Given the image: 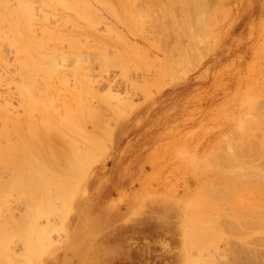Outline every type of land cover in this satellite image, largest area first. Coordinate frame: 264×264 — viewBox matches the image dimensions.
I'll return each mask as SVG.
<instances>
[{"label": "rangeland", "instance_id": "374dc122", "mask_svg": "<svg viewBox=\"0 0 264 264\" xmlns=\"http://www.w3.org/2000/svg\"><path fill=\"white\" fill-rule=\"evenodd\" d=\"M1 7L0 183L19 169L12 163L23 151L38 157L34 150L57 137L66 154L81 147L89 167L77 162L82 175L79 168L70 182L66 173L64 189V149L46 145L63 161L47 152V162L40 151L43 167L36 165L51 174L42 169L44 177L64 165L53 179L64 192L48 179L55 192L39 198L56 204L54 216L28 220L42 225L39 255L23 254L35 233L20 232L13 249L0 250V264H264V0H0ZM82 146L93 149L84 154ZM29 156L18 162L26 178L36 168ZM25 184L21 195L30 198L12 190L0 200L1 229L25 224L40 193ZM213 198L228 218L216 259L199 241L204 227L187 242L189 219L209 226ZM11 217L25 220L16 226Z\"/></svg>", "mask_w": 264, "mask_h": 264}, {"label": "bare ground", "instance_id": "6f19581e", "mask_svg": "<svg viewBox=\"0 0 264 264\" xmlns=\"http://www.w3.org/2000/svg\"><path fill=\"white\" fill-rule=\"evenodd\" d=\"M187 1H188V0H187ZM24 2H25V1H24ZM174 2H175V1H174ZM177 2H178V0H177ZM163 3H164V2H163ZM182 3H183V2H182ZM22 5H23V8H24V9H23V8H22V9L20 8V9H21L23 12H24V11H27V10H28V8L26 7V6H27V3L25 4V3L22 2ZM179 5H180V4H179ZM182 5H183V4H182ZM153 6H154V5H153ZM194 6H195V5H194ZM3 7H4V6H3ZM25 7L27 8V10H26ZM162 7H163V6H162ZM166 7H167V6H166ZM166 7H165V8H166ZM181 7H184V6H181ZM187 7H188V6H187ZM3 9H4V8H2V7L0 8V10H1V11H0V12H1V13H0V17H1V15L4 14V11H5V10H3ZM177 10H178V9H177ZM184 10H186V7H185ZM85 11H86V10H85ZM165 11H166V10H165ZM170 11H171V10H170ZM189 11H190V10H189ZM181 12H182V11H181ZM194 12H195V11H194ZM25 13H27V12H25ZM188 13H189V12H188ZM83 15H84V14H83ZM187 15H188V14H187ZM174 16H175V15H174ZM184 17H185V12H184ZM86 18H88V17H86ZM175 22H177V21H175ZM186 22H187V21H186ZM186 24H187V23H186ZM181 25H182V24H181ZM182 27H183V26H182ZM188 27H189V26H188ZM180 29H181V28H180ZM184 29H185V28H184ZM184 29L182 28L181 30H182V31H185ZM188 29H189V28H188ZM181 30H180V31H181ZM185 32H186V31H185ZM178 33H179V32H178ZM192 35H194V34H192ZM189 40H190V39H189ZM38 42H39V41H38ZM193 42H195V41H193ZM198 42H199V41H198ZM33 44H34V43H33ZM37 44H38V43H37ZM34 47H36V46H34ZM187 49H188V48H187ZM28 103H29V102H28ZM29 104H30V103H29ZM53 122H54V121H53ZM46 124H47V123H46ZM51 124H52V123H51ZM68 124H69V123H68ZM52 125H53V124H52ZM53 126H55V125H53ZM80 126H81V125H80ZM80 126L77 125V127H80ZM59 127L61 128L60 125H59ZM59 127L57 126V128H59ZM77 127H76V128H77ZM55 128H56V127H55ZM62 128H63V127H62ZM49 129H50V128H49ZM53 129H54V128H53ZM63 130H64V128H63L62 130L60 129V131H62V133H63ZM80 130H81V128H80ZM82 130H83V129H82ZM54 131H55V130H54ZM51 132H52V131H50V134H48L49 131H48V133H47L48 135H50V137H51V135L53 134V133L51 134ZM66 132H67V131H66ZM62 133H61V134H62ZM68 133H69L68 138L72 137L69 131H68ZM68 133H67V134H68ZM64 134H66V133H64ZM64 134H62V136H63ZM72 134H73V133H72ZM81 134H82V133H81ZM48 135H47V136H48ZM79 135H80V134H79ZM86 135H89V134H86ZM80 136H81V135H80ZM50 137L47 138V139H50V140H48V141H50V142L52 141L51 139L56 138V137H53V138H52V137L50 138ZM78 137H79V136H78ZM81 137H82V136H81ZM81 137H80V138H81ZM84 137H85V136H84ZM57 138H58L57 140H59L60 142H58V141H57L58 143L55 142L54 140H56V139H54V140L52 141L53 143L55 142L56 144H53V143H52V144H49V143L46 144V142H45V146H44V145H43V146L45 147V150H46V151L43 150L44 148L41 149V150H40L39 147L36 148V145H35V147L32 146L33 148H36L34 151H36V150L39 151V152H38V157H39V155L41 156V157H39V158H42V157H43L42 154H43V155L45 154V156H44L43 158H46V156L48 157V155L51 154L50 152H53L54 154L52 153L51 156L48 157V159H49V158L51 159V158H53V157L56 158V157H55V152H54V151H57V149H55V148H57V147H59V148H63V149H64V150H63V149H61V150L58 149V151H59V150H60V151H62V150L65 151V148H64L65 145H64V147L61 146V145H62V143H61L62 141H61V139H59V137H57ZM80 138H78V139H80ZM85 138L87 139V137H85ZM70 139H72V138H70ZM70 139H69V140H70ZM78 139H76V136H75V140H76L75 143L80 144V143H79L80 140H79V142H77ZM81 139H82V138H81ZM38 140H39V139H38ZM65 140H66V137H65ZM69 140H67L66 143H68ZM72 140H73V139H72ZM72 140H71V141H72ZM42 141H43V140H42ZM63 141H64V140H63ZM71 141H69L70 144L73 143V142H71ZM81 141H82V140H81ZM83 141H84V140H83ZM83 141H82V142H83ZM86 141H88V140H86ZM86 141H85V142H86ZM89 141H90V142H96V141H92V140H89ZM85 142H84L83 144H85ZM90 142H89V143H90ZM104 142H105V141H104ZM60 143H61V144H60ZM75 143H74V144H75ZM89 143H88V144H89ZM35 144H36V143H35ZM63 144H65V141H64ZM78 144H77V145H78ZM93 144H96V143H93ZM93 144L90 145L89 147H91V146H92V147H94V146L96 147V145L99 146L98 144H96V145H93ZM41 145H42V144H41ZM41 145H40V147H41ZM46 145H47V146H48V145H50V146H51V145H52V146L55 145V146H54L55 148L52 149V150H54V151H50V152H48L49 149H48V151H47V148H50V147L48 146V147L46 148ZM66 145H67V144H66ZM75 145H76V144H75ZM77 145H76V147H77ZM86 145H87V143H86ZM52 146H51V148H53ZM56 146H57V147H56ZM60 146H61V147H60ZM67 146L69 147L70 145H67ZM67 146H66V147H67ZM72 146H73V144H72ZM78 146H79V145H78ZM80 146H81V145H80ZM261 146H262V145H261ZM68 147H67V150L70 149V147H69V148H68ZM74 147H75V146L72 147L73 150H74V151H73V154H71V151H70V150L67 151V152H68L67 154H71L70 157H68L69 155L66 154V151H65L64 154H63V151H62V153H60V151H59V155L61 154L60 156H62V154L64 155V157L62 156V157H63V160H64V159L66 160V158H68V160H66V161H67V164H66V167H67V168H65L64 165H63V166H62V165L59 166V165L57 164L60 160H58V162H56L57 160L54 162V163L57 164V165H56V164H55V165L59 168L58 170L55 169L56 171L59 172L60 170H62V169H61L62 167H64L63 169H65V170H64V171H65L64 173H63V170H62V172H61V174L63 175L64 178L61 176L62 178L59 179V180H61V181H60V182L58 181L59 184H60L64 179H66V178H67V179L70 178L72 175H73V176L71 177L72 179H70V180H67V179H66V180L71 182V180H74L75 177H76L75 180H78V179H77V176H76V173L78 172L77 175H79L80 172H79L78 169L80 168V165H79V167H77L78 164H76V163L78 162L79 164H81V163L83 164V162H85V161L82 160V159H84V158L81 157V156H82V153H83V150H81V152L78 150L79 148L81 149V147H79L78 149L75 148V149H77V150L79 151L78 154L75 153L76 150L74 149ZM82 147H83V146H82ZM28 148H29V147H28ZM38 148H39V149H38ZM51 148H50V150H51ZM85 148H86V147H85ZM87 148H88V146H87ZM87 148H86V149H87ZM236 148H237V147H236ZM83 149H84V147H83ZM86 149H84V151H85ZM89 149H90V148H88L87 150H89ZM91 149H93V148H91ZM91 149H90V150H91ZM95 149H96V148H95ZM95 149H94V150H95ZM100 149H101V148H100ZM100 149L97 150V151L99 152ZM245 149H246V148H245ZM42 150H43V151H42ZM71 150H72V149H71ZM87 150H86V152H85L84 154H87ZM40 151H41L42 154L40 153ZM44 151H45V152H44ZM69 151H70V152H69ZM97 151H95V152L97 153ZM262 151H263V154H264V150H262ZM23 152H24V153H25V152L27 153L28 150H27V151H23ZM23 152H22V153H23ZM43 152H44V153H43ZM47 152L49 153L48 155H46ZM88 152H89V151H88ZM93 152H94V151H93ZM95 152H94V153H95ZM241 152H242V151H241ZM256 152H258V151H256ZM24 153H23V156L21 155L22 158H24V156H25V158H26V156H27V158H28L29 154H31L32 152H31V153H30V152L27 153L28 155H27V154H24ZM244 153H245V152H244ZM17 154H18V153H17ZM17 154H16V155H17ZM56 154H57V156H58V153H56ZM80 154H81V155H80ZM219 154H220V153H219ZM258 154H259V152H258ZM32 155H33V154H32ZM32 155L29 156V159H30V161L32 162V163H31L30 161L28 162V166L30 165V166H29V169H30V167H31L32 165H36V164L40 167L41 165L38 163V161L41 162L40 160H42V159H39L38 157H36V156H37V151H36V154H35V152H34V155H33L34 157H33ZM65 155H66V156H65ZM90 155H91V153H90ZM90 155H89L88 157H92V155H91V156H90ZM223 155H224V154H223ZM227 155H228V154H227ZM21 156H20V158H21ZM84 156H85V155H84ZM94 156H95V155H94ZM217 156H218V155H217ZM240 156H241V155H240ZM260 156H261V155H260ZM12 157H13V155H12ZM31 157H33V158H31ZM86 157H87V156H85V159H86ZM96 157H97V154H96ZM215 157H216V156H215ZM215 157H214V158H215ZM220 157H221V156H220ZM226 157H227V156H226ZM232 157H233V156H232ZM20 158H19V159H20ZM22 158L20 159L21 162L24 161V159H22ZM35 158H37V160H35ZM93 158H95V157H93ZM216 158H217V157H216ZM228 158H229V157H228ZM241 158H242V157H241ZM261 158H262V157H261ZM16 159H17L18 161H15V162L13 161L14 163H12V164H14V166L17 167V168H18V166H19V169L17 170V171H19L20 169H23V168H22V163H19V164H21V165H19L18 162H20V161H19L18 158H16ZM16 159H11V160H9V162L11 163L12 160H16ZM56 159H61V158H59V156H58V158H56ZM69 159H70V160H69ZM87 159H89V158H87ZM90 159H91V158H90ZM90 159H89V160H90ZM233 159H234V158H233ZM22 160H23V161H22ZM33 160H34L35 162L37 161V163H34ZM44 160H47V158L44 159ZM44 160H43V161H44ZM61 160H62V159H61ZM63 160H62V161H63ZM65 160H64V162H66ZM243 160H244V159H243ZM263 160H264V159H263ZM43 161H42L43 165L46 166L45 163H47L49 160H47V162H46V161L43 162ZM50 161H54V160H50ZM50 161H49V162H50ZM62 161H61V163H60V162H59V163L62 164ZM69 161H70V162H69ZM87 161H88V160H87ZM228 161H229V160H228ZM25 162H26V161H25ZM68 162H69V164H68ZM90 162H91V160L89 161V164H90ZM215 162H216V161H215ZM231 162H232V161H231ZM243 162H244V161H243ZM259 162H260V161H259ZM29 163H31L32 165L29 164ZM42 163H41V164H42ZM216 163H217V162H216ZM237 163H239V161H238ZM250 163H251V162H250ZM25 164H26V163H24L23 166H25V168H26V165H25ZM47 164H48V163H47ZM51 164H52V163H50V164L47 165V168H48V169L50 168V166H53V165H51ZM64 164H65V163H64ZM75 164H76V165H75ZM82 164H81V166H82V168H83V170H84V167L86 168V166L83 167V165H85L86 163L83 164V165H82ZM231 164H232V163H231ZM234 164H235V163H234ZM244 164H245V163H244ZM260 164H261V163H260ZM5 165H6V164H5ZM37 165L35 166L36 168H35V167H31L32 171H33V168H35V169H34V170H35V173H31V172H30L29 175H30V174H32V175L28 177L29 179L26 178V176H25L28 172L24 173L26 169L23 170V171H24V172H23V173H24V176H21V174L18 175V173H20V172L17 173V171L15 170V167H13L14 170L16 171L15 173H14V170L10 168V169L13 171V173H14L13 175H14L15 177L12 175V176H11L12 178L10 177L11 180H9L8 182L5 180V181H6V182L4 181L5 184L2 182L3 185H2V183H0V184L2 185L1 190H0V200H1L2 202L5 200V198H9V197H11V196H7V195H9L10 191H11V193H12V190H13V192L15 191L14 193H15V195L18 196V199H19V196H22V197L24 198V200H25V198H28L29 196H28L27 194H26V197H25V195H21V194H22L21 192H24V194H25V191H23V189H24V187L27 185V184H25V183H27V182L29 183V184H28V188H34V189H36L37 193H38V191L41 193V191L43 190L42 193H41V194H43V195H41L40 193H38L39 196H38V194L32 192V193L34 194V196H35V199H33L34 201H33L32 199L29 200V201H33V202H30V204H29L30 207L28 206V207H29V215L27 214V213H28L27 210L24 211L25 214L23 213L25 216H27V218H25V219H27V220H25L24 218H22L23 220H25V221H22V222H24L25 224L19 222V221L22 220V219H21V218H20V219L18 218L19 220H17V219H16L17 216H16V217H14V218H12V217H11V218L13 219V220H12V221H13V224H14L15 222H19L20 226L17 227V228H19V229H17V228H15V227L11 226L10 223H9V226H11L12 229H10L9 226H6L5 230L3 229V228H4V226H3L2 229H3L4 231L0 228V229H1L0 231H2L1 234H0V250H2V251H4V252L6 251L5 249H8L9 247H10V249H13V248H11V245H12L11 243H14L15 240H14V242H12L13 240H12L11 238L15 237V236H16L15 234H18V233H20V232L22 233V236L24 235V233H28V234L30 233V234H32L33 231H34V233H35V234L33 233V234L35 235L34 237H33V234H32L33 239H32L31 237L28 238V239H26V240L24 239V240H25V244H24V246L22 245V247H20L21 249H22L23 247H25V250H26L25 252H28V254H26V253H23V254L27 255L26 257H28V256H29V257H32L33 253H34L35 256H36V255L38 256V255H39V251H41V249H42V248L40 249L38 246H36V245H38L37 242L40 241L39 239H42V237H38V233L40 232V229H39V228H41L40 226H42V225L39 226L40 223L38 224L37 222L39 221V220H38L39 217H41V216H43V215L45 216V215L50 214L51 217H50L49 215H48V217H50V219H51L52 216H54V215H52V214H53L52 211H54L56 204L51 203V200H49V198H48V200H47V199L42 200V199H40L39 197L43 196V198H44V197L47 198L46 196L48 195V194H47L48 191L50 190L49 193L51 192V190H52V192H53V191L55 192L54 189H57V188L59 187V184H58L57 182L55 183V181L53 182V179L56 177V174H57L56 171H55V172H54V170L52 171V172H54L55 177H54V176L44 177L43 174H45V172H46L45 175H47V172H49V171H45V170H47V169L42 168V169L45 171V172L43 173V170L40 169V168L43 167V166H41V167L39 168V167H37ZM86 165H88V164H86ZM9 166H11V164H10ZM12 166H13V165H12ZM56 166H54V167H56ZM61 166H62V167H61ZM75 166H76V167H75ZM230 166H231V165H230ZM239 166H240V164H239ZM20 167H21V168H20ZM57 167H56V168H57ZM88 167H89V165H88ZM88 167H87V168H88ZM258 167H259V165H258ZM37 168H39L40 170L37 169ZM51 168L54 169L53 167H51ZM51 168H50V169H51ZM224 168H225V167H224ZM228 168H229V167H228ZM261 168H262V167H261ZM36 169H37V170H36ZM50 169H49V170H50ZM74 169H75V170L77 169L76 172L74 171ZM259 169H260V168H259ZM38 170H39V171H38ZM41 170H42V171H41ZM66 170H67V171H66ZM20 171H21V170H20ZM37 171H38V172H37ZM80 171H81L80 174L82 175V170H81V168H80ZM226 171H227V170H226ZM52 172H51V173H52ZM73 172H75V173H73ZM211 172H212V171H211ZM213 172H214V171H213ZM223 172H225V171H223ZM227 172H228V171H227ZM229 172H231V171H229ZM247 172H249V171H247ZM250 172H251V171H250ZM16 173H17V176H16ZM21 173H22V172H21ZM40 173H41V174H40ZM42 173H43V174H42ZM55 173H56V174H55ZM66 173H68L69 177H68V175H66ZM225 173H226V172H225ZM237 173H238V172H237ZM243 173H244V171H243ZM252 173H253V172H252ZM59 174H60V172H59ZM59 174H58V175H59ZM214 174H215V173H214ZM22 175H23V174H22ZM27 175H28V174H27ZM42 175H43V176H42ZM49 175H51V174L49 173ZM49 175H47V176H49ZM52 175H53V173H52ZM58 175H57V176H58ZM64 175H66L67 177L64 176ZM74 175H75V177H74ZM81 175L79 176L80 178H82ZM238 175H239V177H240V174H238ZM247 175H248V174H247ZM40 176H41V177H40ZM236 176H237V175H236ZM65 177H66V178H65ZM73 177H74V178H73ZM241 177H242V176H241ZM45 178H47V181H46ZM51 178H52V179H51ZM59 178H60V175H59ZM227 178H228V176H227ZM7 179H8V178H7ZM25 179H26V180H29V181H25ZM41 179H42V180H41ZM44 179H45V180H44ZM48 179H49V180L51 179L50 182H53L54 185L58 184V185H56L57 187H54V189L51 188V187L49 186L50 182H48ZM55 179L58 180V177L55 178ZM57 180H56V181H57ZM66 180H64V181H63V184H61L62 186L64 185L63 188L66 187L67 185H69V184H66V183H65ZM227 180H228V179H227ZM227 180H226V181H227ZM237 180H238V179H237ZM67 181H66V182H67ZM203 181H204V180H203ZM263 181H264V180H263ZM209 182H210V181H209ZM46 183H48V184H46ZM64 183H65V184H64ZM76 183H77V182H76ZM76 183H75V184H76ZM199 183H200V182H199ZM207 183H208V182H207ZM225 183H226V182H225ZM233 183H234V182H233ZM210 184H211V183H210ZM1 185H0V186H1ZM51 186H52V183H51ZM62 186L59 187V188H61L60 190L63 189ZM210 186H212V185H210ZM242 186H243V185H242ZM52 187H53V186H52ZM75 187H76V186H75ZM213 187H214V186H213ZM49 188H50V189H49ZM208 188H209V187H208ZM208 188H207V189H208ZM26 189H27V187H26ZM26 189H25V190H26ZM47 189H49V190H47ZM64 189H65V188H64ZM66 189H67V188H66ZM16 190H21V191H16ZM28 190H30V189H28ZM28 190H27V192H28ZM46 190H47V191H46ZM215 190H216V189H215ZM233 190L235 191L234 188H233ZM32 191H34V190H32ZM45 191H46V192H45ZM62 191H63V190H62ZM62 191H60V192H62ZM211 191H212V189H211ZM16 192H17V193H16ZM18 192H20V195H18V194H19ZM54 192H53V194H54ZM57 192H59L58 189H57ZM57 192H56V193H57ZM63 192H64V191H63ZM63 192H62V193H63ZM200 192H201V191H200ZM215 192H216V195H215V196L213 195V196H214V197L219 196L218 194L220 193V191H219V193H217V190H216ZM65 193H66V192H65ZM69 193H71V192H69ZM221 193H222V192H221ZM29 194H30V193H29ZM50 194H51V193H50ZM50 194H49V195H50ZM197 194H198V193H197ZM206 194H207V193H206ZM214 194H215V193H214ZM10 195H11V194H10ZM36 195H37V196H36ZM44 195H46V196H44ZM65 195H66V194H65ZM69 195H70V194H69ZM200 195H201V194H200ZM209 195H210V194H209ZM262 195H263V194H262ZM51 196H52V195H51ZM54 196H55V195H53V197H54ZM202 196H203V195H202ZM211 196H212V195H211ZM211 196H210V197H211ZM213 196H212V197H213ZM58 197H59V198H58V200H59L61 196H58ZM71 197H72V196H71ZM212 197H211V198H212ZM20 198H21V197H20ZM23 198H22V199H23ZM29 198H30V197H29ZM202 198H203V197H202ZM217 198H218V197H217ZM217 198H215V200H217ZM10 199H12V198H9V200H10ZM51 199H52V198H51ZM62 199H63V198L60 199V202H63ZM54 200H55V199H54ZM190 200H191V199H190ZM202 200H203V199H202ZM212 200H213V201H212ZM212 200H211V202H210V203L212 204V206H211V208L209 207V213H206V214H207L206 216L209 217V222H210V223H209V226L207 227V225L205 224L206 221H205L204 219H202V216H201L200 218L203 220V222H202V223L200 222V223H201L200 225L195 221V219H194V220H193V218H192V219H189V220H188V230H187V234H188V240H187V242H188L189 245L195 244V243H196V239H197V237H198V236H199L198 238L201 237V233H202V231H203V227H204V231H205V230H208V231L206 232V234H208V235L206 236V234H204L203 237L200 238L201 240H199V239H197V240L202 241L203 243L206 242L207 244H209V250L211 251L210 253L212 254L211 256H214V255H216L217 253H220V252H221V254H222V252H224L222 249H220V248H221V247H220L221 244L219 245V241L222 239V237H224V236H222V233H224V232L222 231V229H223L224 226L227 224V222H228V218H227V216H226V213H223V211H222L223 207H222V206H219L218 202L214 201V198H213ZM1 201H0V203H1ZM27 201H28V199H27ZM27 201H26V202L24 201V202H25V205H27ZM29 201H28V202H29ZM68 201H70V199H69ZM188 201H189V200H188ZM193 201H194V200H193ZM60 202H57V201H56L55 203H60ZM65 202H66V201H65ZM257 202H259V201H257ZM4 203H5V202H4ZM6 203H7V202H6ZM69 203H70V202H69ZM194 203L196 204V202H194ZM203 203H204V202H203ZM1 204H2V203H1ZM1 204H0V205H1ZM61 204H63V203H61ZM64 204H65V203H64ZM67 204H68V203H67ZM67 204H66V205H67ZM4 205H5V204H4ZM59 205H60V204H59ZM59 205L57 204V206H59ZM68 205H69V204H68ZM68 205H67V206H68ZM197 205H198V204H197ZM200 205H201V204H200ZM1 207H3V204L1 205ZM1 207H0V209H3V208H1ZM26 207H27V206H26ZM190 207H191V206H190ZM221 207H222V208H221ZM68 208H69V206L66 207V209H64V208L62 209V208H60V207H59V208L57 207V209H58L59 212H60L61 210H63V212H64V211H66ZM187 208H188V207H187ZM187 208H186V209H187ZM199 208H200V207H199ZM60 209H61V210H60ZM190 209H192V208H190ZM201 209H202V208H201ZM220 209H221L222 212L219 211ZM254 209H255V208H254ZM223 210H224V209H223ZM250 210H251V209H250ZM252 210H253V209H252ZM1 211H2V210H1ZM190 211H191V210H190ZM193 211H194V210L192 209L191 212H193ZM59 212H58V213H59ZM195 212H196V209H195ZM236 212H237V211H236ZM18 213H19V212H18ZM51 213H52V214H51ZM56 213H57V210H56V212H55L54 214H56ZM60 213H61V212H60ZM64 213H65V212H64ZM221 213H223V217L221 216ZM2 214L4 215L5 212L2 213ZM16 214H17V212H16ZM26 214H27V215H26ZM66 214H67V212H66ZM187 214H188V213H187ZM194 214H195V213H194ZM40 215H41V216H40ZM59 215H60V214H59ZM59 215H58V216H59ZM195 215H196V214H195ZM13 216H15L14 213H13ZM28 216H29V217H28ZM28 218H29V219H28ZM36 218H38V219H37L38 221L36 220ZM194 218H195V216H194ZM200 218H199V221L201 220ZM220 218H221V219H220ZM261 218H262V216H261ZM42 219H44V218L42 217ZM42 219H41V220H42ZM28 220H36L37 222L33 221V222H34V223H33L32 221H28ZM45 220H46V219H45ZM197 220H198V216H197ZM27 221H28L29 223H27ZM204 221H205V222H204ZM5 222H6V221H5ZM5 222H4V223H5ZM39 222H40V221H39ZM48 222H49V221H48ZM2 223H3V222H2ZM26 223H27V224H26ZM203 223H204V224H203ZM234 223H235V222H234ZM6 224L8 225L7 222H6ZM15 224H16V226H18V223H15ZM186 224H187V223H186ZM202 224H203V226H201ZM231 224H232V223H231ZM231 224H230L229 226H231ZM248 224H249V223H248ZM4 225H5V224H4ZM23 225H24L25 227H23ZM235 225H236V223H235ZM48 226H49V225H48ZM205 226H206V228H205ZM0 227H1V224H0ZM8 227H9V228H8ZM14 228H15L16 230H15ZM42 228H43V227H42ZM207 228H208V229H207ZM226 229H227V228H226ZM233 229H234V228H233ZM38 230H39V231H38ZM46 230H47V228H46ZM230 230H231V229H230ZM240 230H241V229H240ZM243 230H244V229H243ZM44 232H45V231H44ZM44 232H43V234H44ZM241 232H242V231H241ZM245 232H246V231H245ZM41 233H42V232H41ZM28 234H27V236L30 235V234H29V235H28ZM40 235H41V234H40ZM44 235H45V234H44ZM46 235H48V234H46ZM45 237H46V236H45ZM205 237H208V238H207L206 240H204ZM16 238H18V237H16ZM21 238H25V237H21ZM48 238H49V236H48ZM253 238H254V237H253ZM37 239H38L39 241H37ZM49 239H50V238H49ZM11 240H12V241H11ZM19 240H22V239H19ZM19 240H18V241H19ZM44 240H46V239H44ZM248 240H249V239H248ZM16 241H17V240H16ZM18 241H17V242H18ZM36 241H37V242H36ZM46 241H47V240H46ZM48 241H50V240H48ZM48 241L46 242V243H47L46 246H48V244H49ZM207 241H208V242H207ZM228 241H229V240H228ZM41 242H42V241H41ZM50 242H51V241H50ZM36 243H37V244H36ZM42 243H43V242H42ZM14 244H16V242H15ZM22 244H23V243H22ZM43 244H45V243H43ZM43 244H42V245H43ZM226 244H229V243H226ZM40 245H41V244H39V246H40ZM42 245H41V246H42ZM200 245H201V244H200ZM15 246H16V245H15ZM15 246H13V247H15ZM239 246H240V245H239ZM43 247H44V245H43ZM226 247H227V246H226ZM226 247H225V248H226ZM229 247H230V246H229ZM241 247H242V246H241ZM244 247H245V246H244ZM244 247H243V248H244ZM16 248H17V247H16ZM16 248L14 249V250H15V253L17 252V251H16ZM44 248H45V247H44ZM44 248H43V249H44ZM222 248H223V247H222ZM225 248H224V249H225ZM23 249H24V248H23ZM201 249H202V248H201ZM219 249H220V252H219ZM234 249H235V248H234ZM246 249H247V248H246ZM8 250H9V249H8ZM14 250H11V251L13 252ZM221 250H222V251H221ZM229 250H230V248H229ZM247 250H248V249H247ZM18 251H19V250H18ZM23 251H24V250H23ZM231 251H232V250H231ZM238 251H239V250H238ZM0 252H1V251H0ZM12 252H11V253H12ZM20 252H21V250H20ZM20 252H19V254H18V253H16V254L20 255ZM5 253H6V252H5ZM30 253H32V254H30ZM40 253H41V252H40ZM236 253H237V251H236ZM238 253H239V252H238ZM0 254H1V253H0ZM12 254H13V253H12ZM16 254H15V255H16ZM221 254H218V255H221ZM240 254H241V253H240ZM8 255H9V254H8ZM13 255H14V254H13ZM18 255H17L16 257H15V256H12V257H13V258H17V259H18V258H24V257H23L24 255H23L22 257H21V256L18 257ZM218 255H217V256H218ZM241 255H242V254H241ZM4 256H7V254L4 255ZM35 256H33V257L35 258ZM37 256H36V257H37ZM188 256H189V255H188ZM239 256H240V255H239ZM239 256H238V258H239ZM251 256H252V255H251ZM1 257H3V255H2ZM1 257H0V259H1ZM26 257H25V258H26ZM214 257H215V256H214ZM214 257H213V258H214ZM218 257H219V256H218ZM222 257L224 258V256H222ZM232 257H233V256H232ZM240 257H242V256H240ZM8 258L10 259V256H9ZM216 258H217V257H215L214 259H216ZM238 258H236V261H237ZM11 259H12V258H11ZM187 259H188V261H191V264H198V263L200 262V261H199V262H198V261H197V262H194V261H193L194 258H193V259H192V258H187ZM190 259H191V260H190ZM256 259H257V258H256ZM2 260H3V259H2ZM12 260H15V259H12ZM23 260H24V259H22V260H21L20 262H18L17 264H21ZM238 260L241 261V259H238ZM257 260H258V259H257ZM15 261H16V260H15ZM17 261H18V260H17ZM17 261H16V262H17ZM26 261H27V262H26ZM26 261H23V263H24V262H26V263L29 262L28 260H26ZM38 261H39V263H40L39 258H38V260L34 261V264H36V262H38ZM5 262H6V261H5ZM5 262H4L3 264H5ZM13 262H14V261H13ZM230 262H231V261H230ZM247 262H248V261H247ZM7 263H8V261H7ZM26 263H24V264H26ZM207 263H208V262H207ZM256 263H257V262H256ZM258 263H259V262H258ZM8 264H11V263H8ZM188 264H189V262H188ZM199 264H200V263H199Z\"/></svg>", "mask_w": 264, "mask_h": 264}]
</instances>
